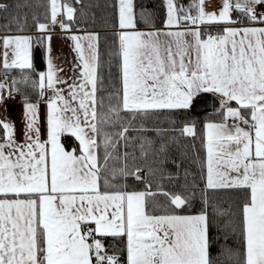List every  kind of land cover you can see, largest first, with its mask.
<instances>
[{
    "label": "snow or ice",
    "instance_id": "snow-or-ice-1",
    "mask_svg": "<svg viewBox=\"0 0 264 264\" xmlns=\"http://www.w3.org/2000/svg\"><path fill=\"white\" fill-rule=\"evenodd\" d=\"M81 3L48 0L35 35L27 17L0 33V107L19 96L23 108L19 130L0 118V264H264V0H162L161 28L137 0H112L108 61L98 33L73 32ZM57 25L73 41L68 75ZM200 93L219 107L176 191L187 154L172 150L198 138L180 113Z\"/></svg>",
    "mask_w": 264,
    "mask_h": 264
},
{
    "label": "trees",
    "instance_id": "trees-1",
    "mask_svg": "<svg viewBox=\"0 0 264 264\" xmlns=\"http://www.w3.org/2000/svg\"><path fill=\"white\" fill-rule=\"evenodd\" d=\"M187 2V0H184ZM0 3H6L9 5L7 11H0V33L17 31L16 19L19 18L23 22V18L27 17V23L25 26V32H34L35 27L33 25L32 16L36 15L40 18L41 22H44V15L48 11V0H0ZM112 0H82L80 5H74L78 11L76 13L77 28H82L86 31H95L99 34V50L101 53L102 61H108L109 53L114 51V35H113V22L114 14L110 7ZM140 5L146 6L150 11L155 14L156 26L162 25L161 21L164 18V9L162 6V0H137ZM10 27H6L9 26ZM34 63L37 70L44 68V49L39 47L34 50ZM115 63V61H113ZM115 72V69H113ZM218 98L211 93H200L194 96L190 107L181 112L180 116L197 123L198 138L193 140L191 138L181 139V147L179 151L173 148V155L180 157L181 152H185L183 159V165L179 171V175L172 181L176 187L174 190L180 191V186L185 184L184 169H188L191 174H195L198 169V165L194 162L197 154L203 158V151L201 149L200 134L203 130V123L211 116H213L216 108ZM148 127H168V124L161 120L160 123L154 121L149 122ZM149 135H155L154 133H148ZM66 140V146H74V139L64 138ZM193 145L195 147H193ZM139 155V153H137ZM170 171L176 173L174 166H168ZM192 176L189 175L188 182L190 183ZM202 187V185H201ZM196 197L194 199V207L197 209L200 207V192L199 188L195 189ZM212 197L213 202L217 199L224 201L229 197L228 193L209 194ZM161 200L163 198L161 197ZM227 205L225 204V207ZM215 235V232H214ZM223 243L221 236L220 242ZM219 244L216 248L212 249V253L215 254L218 250Z\"/></svg>",
    "mask_w": 264,
    "mask_h": 264
},
{
    "label": "crops",
    "instance_id": "crops-1",
    "mask_svg": "<svg viewBox=\"0 0 264 264\" xmlns=\"http://www.w3.org/2000/svg\"><path fill=\"white\" fill-rule=\"evenodd\" d=\"M163 25L156 26L157 28H161ZM12 33H17V31H11ZM76 34L82 35L83 32H78L77 30H73ZM88 32H95V31H88ZM23 34H33L34 32H24ZM69 33H62L60 27L58 29L53 28L51 33V49H52V55L54 58H57V61L61 64L63 61V66L65 69V75H68V70L72 68L75 61V53L73 51L72 45L73 41L67 38ZM44 49V68L38 69L37 71H46L47 65L45 61V48ZM21 98L19 96L16 97L15 100L9 101L6 105V111L4 107H0V118L7 116L10 119H12L17 126V129L19 130L22 127V104L20 103ZM217 103V108L219 107V101ZM216 108V109H217ZM46 113V106L41 104L40 107V115L41 120L43 122L44 115Z\"/></svg>",
    "mask_w": 264,
    "mask_h": 264
},
{
    "label": "rangeland",
    "instance_id": "rangeland-1",
    "mask_svg": "<svg viewBox=\"0 0 264 264\" xmlns=\"http://www.w3.org/2000/svg\"><path fill=\"white\" fill-rule=\"evenodd\" d=\"M57 27L59 28V26H58V25H57V26H55L54 28L58 29ZM53 55H56V54H53ZM53 55H52V56H53ZM55 63H56L57 65H59V66H61V67H63V68H64V66H63V65H64V64H63V61H62V62H61V64H60V63L57 61V58H55Z\"/></svg>",
    "mask_w": 264,
    "mask_h": 264
}]
</instances>
